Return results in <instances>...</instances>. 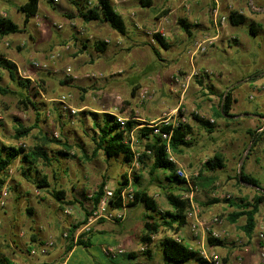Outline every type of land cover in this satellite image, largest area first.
<instances>
[{
    "label": "rangeland",
    "instance_id": "374dc122",
    "mask_svg": "<svg viewBox=\"0 0 264 264\" xmlns=\"http://www.w3.org/2000/svg\"><path fill=\"white\" fill-rule=\"evenodd\" d=\"M72 1L81 2L85 7L84 0ZM112 1L116 11L124 13L122 16L127 23V36L116 33L103 22L86 23L74 13V5L70 0H40L38 20L47 23L42 29L43 34L32 27L36 20L32 18L31 25L27 26L25 32L0 36V56L16 65L19 79L31 82L29 91L26 92L7 71L0 69V86L8 91L6 94L0 93V143L17 149L22 148L27 152L41 147L51 159L50 163L44 160L37 163L40 177L47 179L49 188H37L35 182L38 176L33 170L24 171L20 159L14 161L7 171V181L2 188L7 192L6 204L0 206V247L4 253L8 254L12 242L20 251L28 250V240H32L36 235L41 237L51 235L50 238L55 240L56 235L63 236L71 226L82 223L85 218V206L90 207L89 198L102 183L106 184L105 190L115 191L122 182V176L126 175L132 179L134 191L146 192L158 209L156 212L148 210L141 202L128 208L126 218L122 222L102 218L94 223L89 234L91 238L95 237L90 250L96 258V263L93 264L112 263L108 256L101 253L100 236L108 237L106 240L111 238L116 240L114 247L119 246L124 250V254L131 253L135 256L133 258L122 256L117 264H176L167 261L162 251V242L167 237L174 238L176 234L162 228L160 233L153 237L152 244H148V250L145 252L141 251L145 245L142 238L145 235L146 222H152L151 218H154V221L159 220L158 211L165 213L171 210L166 195L174 193L185 196L190 189L185 185H176V180H173L172 184L169 183L166 178L169 175L168 171L160 170L152 174L154 161L151 157L144 159V165L137 161L130 167L123 163L121 157L108 159L102 152L94 157L96 148L94 118L102 121L103 114L112 115L116 119L121 117L130 120L134 117L138 125L144 124L139 126V129L150 126L153 122L152 116H160L163 111L162 118L155 123L159 124L164 119L176 122L184 116L187 123L194 126L192 145L183 148L179 153L170 151L169 155L176 164V170H184L191 184L197 186L195 203L201 208L199 218L207 221L213 216L221 217L223 219L221 229L229 234L226 241L245 236L243 231L245 218H240L237 223H231L229 216L238 211L237 207L241 205V201H252L258 195L253 188L239 180V170L244 164L247 172L248 165L254 160L253 152L261 149L252 146L249 148L251 140L245 130L241 129L242 126H236L235 131H231V127L220 128L224 117L219 119L214 114L207 116L199 108L194 107L191 110L185 103L179 104L183 98V85L190 80V66L185 59L169 61L168 57H163L174 53V45L171 43L173 40L178 44L177 49H181L182 42L178 34L181 35L184 29L180 22L185 20L189 23L191 10L187 5L192 0H147L151 1V7H143L142 2H139L141 0L130 2L127 0L125 4L128 5L129 2L132 10H126V13L122 8L128 6H122V0ZM25 2L26 0H0L2 7L0 13L6 11L14 23L23 27L25 17L16 7ZM244 4L249 8L248 0H245ZM231 5L233 6L231 3L227 4V10ZM232 8L233 11L240 12V8L234 6ZM143 10L147 11L148 15L141 13ZM171 12L174 23L170 27L169 20H165L164 17ZM44 15L47 18H44ZM155 17L163 19V22H157ZM68 20L75 22L69 25L71 30L76 28L80 32L78 36L89 41V50L79 52L82 43L75 41L69 27L67 29V25H64ZM55 24H62L64 28L58 30ZM159 26L164 28L166 36H158L168 40L167 47L162 46L157 41L159 37L153 34ZM178 27L182 28L181 32L176 30ZM248 29L247 25L236 27L233 36L245 42L263 45L264 36L258 35L254 39L248 33ZM30 35L34 38L31 39ZM91 35L93 39H89ZM54 40H65L64 42L70 44L62 42L57 47L53 44L47 45V42ZM96 41L107 44L104 53H96L94 47ZM65 46H70V50L66 51ZM230 47L227 52L222 51L218 54L220 65L224 68L221 76L224 81H234L235 78L242 81L254 74L264 73V66L258 64L264 63L258 59L264 58L263 50L257 49L254 52L255 56H258L256 58L234 42H231ZM55 52H60L61 57L51 70L45 71L33 65L34 62L42 64L48 62L50 55ZM180 56L182 57V53ZM68 68L70 76L66 75ZM92 74L99 78H87V75ZM260 77L263 81L264 74ZM40 80H43L44 84H41ZM193 80L191 79L192 82ZM244 84L249 87L246 94H252V86L247 82ZM145 92L148 96L140 99L139 95ZM23 95L29 97L30 101L24 100ZM247 95L246 101H241L239 107L255 109L263 96L253 93L255 100L250 101ZM63 96H69L66 104L59 101ZM31 102L38 110L33 108ZM158 105L162 112L158 110ZM172 109L174 112L170 115ZM102 110L107 112H99ZM72 111H76L75 114ZM37 115L39 123L36 121ZM194 115L213 124V132L209 133L197 125ZM20 126L33 129L28 136L19 138L17 131ZM45 137L48 139H44ZM262 138L260 144L263 146L264 137ZM51 139L60 140L62 143L67 141L73 146L69 157L56 159L57 152L62 149L56 144H49L47 140ZM129 144H132L134 153L143 154L145 139L139 130H133ZM215 156L223 157L225 167L215 172L205 171L204 164ZM136 177L140 178L137 181L138 185L135 183ZM256 177L264 186V172ZM52 190L64 191L66 202L71 205L57 202L52 197ZM215 200L218 202L213 203ZM67 209L70 210L69 214H65ZM28 210H32L33 214L29 215ZM115 211L118 209L112 210ZM259 216L261 217L259 222L264 224V205L260 207ZM100 228H104L103 233L100 232ZM211 247L206 241L208 252L213 251ZM193 251L198 256L184 264H205L199 260L200 249L197 245ZM224 262L228 264L225 260Z\"/></svg>",
    "mask_w": 264,
    "mask_h": 264
},
{
    "label": "trees",
    "instance_id": "16d2710c",
    "mask_svg": "<svg viewBox=\"0 0 264 264\" xmlns=\"http://www.w3.org/2000/svg\"><path fill=\"white\" fill-rule=\"evenodd\" d=\"M85 2V12L81 10L80 5L81 2L75 1L72 2L74 6L77 7L80 17L86 23H91L94 21L103 22L108 24L113 31L116 33L127 36L128 28L127 23L124 17L116 11L114 3L112 0H92ZM143 7H151V1L141 0ZM39 5L40 0H26V2L18 7V11L22 13L25 17L23 27L14 23L11 19L1 17L0 16V36L5 37L11 34L23 33L26 31V28L30 22V20L36 17L39 13ZM245 18L243 15L238 12H233L230 15V22L233 26H238L243 24ZM183 29L189 34V25L185 20L180 22ZM158 34L155 35L157 37ZM159 37V39H157ZM157 41L164 47H167L168 40L164 38H160L158 36ZM95 50L99 53H104L107 50V44L102 41H96L94 44ZM0 69L7 71L11 78L17 82V84L26 92L29 91L31 86V82L29 80L19 79L17 76V67L13 62H10L6 58L0 56ZM41 84H44L43 80H40ZM8 91L0 86V93L6 94ZM27 94V93H26ZM24 100L30 101L29 97H25L23 95ZM22 100V101H24ZM23 103V102H22ZM222 109L219 113L216 114L217 117H227L229 116V112L231 110L232 105V97L230 93H227L222 102ZM31 105L34 109L38 110L31 102ZM264 118V115L261 116ZM195 121L207 132L212 133L214 129V125L209 121L201 118L197 115H194ZM37 123H39V115H37ZM138 127V122L134 120L132 117L127 121L124 128L121 127V124L118 120L109 114H103L102 121L94 118V131L96 132V136L94 137V143L96 148L94 150V157L98 155V153L102 152L108 159L121 157L123 159V163L127 166H131L134 162V152L132 147L130 146L131 133ZM33 128H25L24 126H20L18 132V137H26L30 134ZM162 130L166 133H172L171 141L169 144L170 151L174 153L182 152L183 148L191 147L194 136L193 127L186 123L180 125L178 127L165 126ZM141 136L145 139L144 144V152L139 158V163L144 165V159L146 157L153 158V167L152 174L157 171H168L169 175L167 176V180L172 183L173 180H176V185H185L187 187V182L184 179H181L177 175L176 164L170 160V155L167 149V143L162 140L161 137H151L152 129L147 126L141 128L140 130ZM248 134L251 136V146L255 147L256 144L261 140L264 135V130L261 134L256 135L255 132L249 131ZM190 140H187V138ZM48 139V138H44ZM49 144H56L61 147V151L57 152L58 156L55 158H64L66 159L70 155V151H72L73 146H71L67 141L61 142L60 140L51 139L47 140ZM146 151H150L151 154L148 155ZM17 159H20L22 167H24V171L27 169L30 171H34L38 176L36 179L37 188H49L50 185L45 177H40V171L37 169V163L39 160H44L47 163L51 162L48 153L44 148H36L31 152H27L22 148H14L9 146H4L0 143V189L4 188L7 181V171L9 167H11ZM225 167L223 157L215 156L212 159H209L204 164V170L208 172H215L217 170L223 169ZM140 178H135V183L138 185V180ZM127 176H122V182L119 184V187L115 190V200L112 202V207L114 209H119L122 207L120 192L122 191L125 184H127ZM239 180L248 185L254 186L256 188H260L259 182L254 177L248 175L245 172V166L242 164L239 170ZM106 184L102 183L97 191L93 194L90 199L91 201V209L94 210L98 207L101 199L105 194ZM184 187V186H181ZM185 188V187H184ZM188 188V187H187ZM189 191V190H185ZM52 197L61 204L71 203L66 202V193L61 190H52ZM167 200L171 206V210L165 213H161L158 211L159 220L145 223V235L142 238V242L144 244H152L153 237L160 233L162 228L166 229L169 232H173L177 234L181 228H183L187 224L186 211L190 207V201L185 199L183 195H176L174 193H168L166 195ZM144 203L148 210L157 211V206L155 205L154 200L144 191H135L134 201L130 206H135L139 203ZM215 200L213 203H217ZM82 204V203H80ZM264 205V194L258 193V195L252 201H241V205L237 207L238 211L232 213L229 216L231 223H237L240 218H245V225L243 226V231L245 234L250 237L257 225V216L259 214L260 207ZM111 210V209H110ZM29 215H32V210H28ZM91 215V211L88 209L85 210V218L82 223L73 226V228L68 230V246L67 252H71L75 246H82L84 248H89L93 245L92 238L89 236L90 232L81 233L76 242H75V233L76 230L83 227L87 224V219ZM37 236V235H36ZM36 240L35 236L32 238V242ZM208 243L213 246H221L224 244L223 241L216 240L213 238L208 239ZM30 251V248H28ZM162 251L164 257L167 261L176 263V264H184L189 262L190 260L196 258L198 254L193 250L189 249L188 246L178 244L175 242L173 237H167L164 242H162ZM123 256H127L129 258L135 257L133 254H123ZM201 263L206 262L199 258ZM0 264H12L7 257L0 255Z\"/></svg>",
    "mask_w": 264,
    "mask_h": 264
},
{
    "label": "crops",
    "instance_id": "0c3cea01",
    "mask_svg": "<svg viewBox=\"0 0 264 264\" xmlns=\"http://www.w3.org/2000/svg\"><path fill=\"white\" fill-rule=\"evenodd\" d=\"M54 1H57V0H54ZM125 1L127 0H122L121 5L128 6L125 9L122 8V10H125V13H126V10H132L131 4L129 3L132 0H129L128 5L125 4L127 3ZM220 1L222 3L221 11L223 13L228 12L226 7H227V4L229 3L233 4L234 7L240 8V13L245 18V21L241 25L248 26L249 28L248 33L254 39L258 35L264 36V13H257V12H253L252 10H250L247 7V5L244 4L245 0H220ZM70 2L72 3L74 1L70 0ZM255 3L258 6L264 7V0H256ZM23 4L24 3H21V5ZM51 7L55 8L53 5H51ZM212 7H213L212 0H192L190 4L187 5V8L191 10L189 13L191 15V18H190V21H188L189 23H187L189 25V34L185 30L182 33L180 31L182 29L181 27L176 28L177 31L181 32V35H179L180 34L179 33L178 36L181 38L182 47L180 50L177 49L178 44H176L175 40H173L171 43L174 45L173 46L174 53H171V55L169 56H163L165 58L168 57L169 61H176V59L178 58H181V60L185 59V62L190 66L189 72H192L193 67H197L201 69H209L211 71V75H206V76L202 75L201 77L191 78L194 80L193 82L190 80V82L188 83L187 89L185 91L183 90V98L179 104L185 103L187 107L190 108L191 110L194 107L199 108L207 116L208 115L210 116V114L216 115L222 109V105H223L222 102L226 94L230 93L232 97L231 110L229 112V116L224 117L223 124L219 125L220 128L226 129L224 127L226 126L227 128L231 127L232 128L231 131H235L234 130L235 128L242 126L241 129L245 130L247 134L249 131H253L256 133V135H259L264 130V118L261 117L262 115H264V80L263 81L260 80L261 78L260 75H263L264 73L260 75L254 74L253 76H250L242 81L236 78L233 79L234 81H228V80L224 81L221 78V76L223 75L222 73H223L224 68L220 65L218 54L221 53L222 51L227 52V49L228 50L231 49L230 47L231 42H234L238 47H242L243 51L249 52L250 54H253L254 57L257 58L258 56H255L254 52L257 49L264 51V43L263 45H261L259 43L258 44L252 43L251 41L245 42V41L240 40L238 37L233 36L234 28L239 27L241 25L233 26L230 21L225 26H222L219 32H216L212 25V18H211ZM0 8L2 7L0 6ZM16 8L18 11V7ZM80 8L81 10H85V7H83L82 5H80ZM73 11L76 15L80 16V13L76 6L73 7ZM1 12H5L6 13L5 18L10 19L6 11H1ZM39 12H40V5H39ZM141 13H146V15H148L147 11H144V10L141 11ZM123 14L121 13V15ZM44 18H47V17L45 16ZM34 19L36 20H35V23L32 25V27L34 29H37L39 32L41 31V33L43 34L42 29L44 26H47V23L45 21L43 22V21L38 20V15L34 17ZM164 19L169 20L168 22L170 24V27L171 25H173L174 22L172 20V12L166 15ZM155 20L157 22L159 21L163 22V19H158L156 17H155ZM74 23H75L74 21L68 20V23L64 25H67V29H68L69 25H73ZM28 25L29 26L31 25V21L29 22ZM139 27L141 29V26ZM69 31L71 33L72 38L75 41L77 40L80 42V44L82 43L81 46L79 47V52H82L84 49L89 50L90 48L89 41H86L80 38L78 36V33L80 32L77 31L76 28L74 30H71V28L69 27ZM88 31H92V30L88 29ZM30 38L33 39L34 37L30 35ZM66 39H68V35H66ZM196 40L198 41L211 40L212 45L209 47L206 54H201V55L196 56L192 63L191 58L189 57V54H188V50L191 49L193 42H195ZM64 41L65 40L63 41L54 40L53 42L51 41L47 42V45L53 44L55 47H57L62 42L64 44H70L69 42H64ZM48 50L49 48H47V51ZM157 51H159L158 48H157ZM96 53H99V52L96 51ZM180 53H182V57L181 56L179 57ZM81 58L84 59L83 56H81ZM258 59L260 61L261 60L264 61V58L260 59L258 57ZM258 64H260V66H264V63L260 62ZM263 78L264 77H262V79ZM246 82L252 86L253 93H257L263 96L262 100L259 101L255 109L252 107H249V109L239 107L241 105L240 104L241 101L242 102L246 101V95H247L246 91L249 92L248 91L249 87L246 86V84H244ZM252 94L247 95L250 101L255 100V97ZM158 110L161 111V108L159 105H158ZM99 112H107V111L102 110ZM173 112H174V109H172V112H170L169 114L171 115L173 114ZM163 114H164V111L162 112V115L160 116L153 115L152 121L153 122L158 121L160 118H162ZM220 118L222 117H219V119ZM140 120L145 121L143 119H140ZM213 123H215L214 120H213ZM217 124H218V121H217ZM197 125L199 124L197 123ZM139 126H144V124L138 125V127L136 128L137 130H140ZM191 126L194 127L192 124ZM248 137L251 140V136L249 134H248ZM262 139L263 138H261V140ZM260 141L256 144L255 147H259L261 150L257 151L256 153L253 152L252 155H253L254 160L253 162H251V164L248 165L247 172H246L248 175L254 177L259 182L260 188H256L254 186L249 185L251 188L254 189V191H256V193H260L264 191V186L261 185L259 179L256 177V175L259 176L262 172H264V149H263L264 145L262 146L260 144ZM250 147H251V143L249 145V148ZM242 162L239 165H241ZM244 184L248 185L246 183ZM85 208L87 209L86 206ZM259 221H261V217L257 216V224L259 223ZM61 225L60 227L63 226ZM71 228H73V226H71L70 229ZM100 232L103 233L104 228H100ZM181 234L183 235L186 246H188V248L191 250H195L196 241L191 236L189 229L187 227L182 228ZM44 235H46V233H44ZM244 235H245L244 237L239 236V237H242L241 239H243V241L246 242V245L244 247H241L237 243H235V239L233 238V239H229L228 241H225L224 244L221 246H217V247L212 246L211 250L220 254L228 264H264L261 258V255H260V250H259V240L257 238V225H256V229L254 233L250 237H248L245 233ZM46 236L44 237H41V235L35 236L36 240H34L33 242L32 240H28L29 248L30 249L36 248L38 245H41L45 240L49 239L51 235L47 236L48 238ZM94 238H92V241H94ZM100 238L102 239V241L100 240L99 247L101 249L102 254H104L102 251L104 246H114V244L117 243L116 240L112 238L111 240H106L108 239V237H105V236H100ZM67 246H68V241L64 240L63 236L56 235V247L46 257H42V256L33 257V258L29 257V250L20 251V248L14 242L10 244L8 254L2 252V249L0 247V255L7 257L12 264L17 263V262H22L26 264H93V263H96V258L94 257L93 253L90 252L92 246L89 248H84L82 246H75L72 249V251L69 253L67 252ZM216 248H222L223 250L217 251ZM122 256L123 254L118 255L117 257H112V258L109 257L112 260L111 264H115V263L117 264V262Z\"/></svg>",
    "mask_w": 264,
    "mask_h": 264
},
{
    "label": "built area",
    "instance_id": "2783aa9c",
    "mask_svg": "<svg viewBox=\"0 0 264 264\" xmlns=\"http://www.w3.org/2000/svg\"><path fill=\"white\" fill-rule=\"evenodd\" d=\"M213 1V7L211 11V18H212V25L213 28L215 29L216 32L220 31V28L222 26H225L228 24L230 21V15L231 13L235 12L233 11V6L228 7V12L223 13L221 11V1L220 0H212ZM248 6L250 10L253 12L257 13H264V7L258 6L254 0H248ZM239 14H241L239 12ZM1 17H6L5 12L0 13ZM56 28L58 30H62L64 27L62 24H55ZM83 35V32L81 33ZM154 35L158 34L161 37H165L166 33L163 27H158L154 32ZM89 39H93V36H89ZM212 45L211 40H205V41H198L196 40L193 42V45L190 50H188L189 57L191 58V61L193 63V60L196 56L201 55V54H206L209 47ZM66 51L70 50V46H65L64 48ZM61 57L60 52H55L52 53L49 57L48 62L42 64V63H37L34 62L33 65L36 68H41L45 71L51 70L52 67L56 65L57 60ZM66 75L70 76V68L66 70ZM202 75H211V71L209 69H201L197 67H193L191 75L189 79L194 77H201ZM87 78L89 79H94V78H99V76L92 74V75H87ZM190 80L183 85L184 91L187 89L188 83ZM178 81V80H177ZM148 96L147 92L142 93L139 95L140 99H144ZM69 96H63L59 101L63 104H66V101ZM73 114H75L76 111H72ZM118 122L121 124V127L124 128L127 119H123L121 117L117 118ZM213 123V120H211ZM187 120L184 116L180 117L179 119L176 120V122H169L168 119H164L161 123H155L151 122L150 128L152 129V134L151 137H161L163 141L167 143V149L170 154V141L172 137V133H166L162 130L163 127L165 126H171L173 128L178 127L180 125L186 124ZM133 137V132L131 133V138ZM187 140H190L188 137ZM132 147V144H130ZM148 155L151 154L150 151H146ZM134 162H137L140 158V154L134 153ZM171 161H174L172 157H170ZM177 175L181 179H185L187 182V186L190 189V192L185 195V199H188L190 201V207L186 211V218H187V224L184 227H187L190 231L191 236L194 238L196 241V245L199 247L200 252L199 256L201 257L202 260L206 262V264H225L223 257L218 254L217 252H208L206 249V241L208 243L209 238H213L216 240H220L225 242L229 237V234L226 230H222L221 227H223V219L219 216H213L212 218H209L207 221H202L199 218V215L201 213V208L200 206L195 203V192L198 190L197 186H193L188 179V176L186 172L182 169L177 170ZM127 184L124 185L122 191L120 192V199H121V204L122 207L118 209V211L112 212L114 209L112 207V202L115 200V191H111L106 189L105 194L103 198L101 199L98 207L94 210L91 209V206L88 209V211H91V215L87 219V224L84 225L83 227L79 228L76 230L75 233V242L78 238V236L83 233V232H89L91 230L92 225L97 222L99 219H106L108 221H116V222H122L126 218V212L128 208L130 207L131 203L134 201V194L135 191L133 189V181L129 177L127 178ZM6 189H2L0 191V206H4L6 204ZM264 194V191L260 192ZM230 197L228 196V199ZM111 209V210H110ZM66 214L70 213V210H65ZM183 227V228H184ZM182 229V228H181ZM68 233L66 232L63 234V239L67 240L68 239ZM257 238L259 240V250H260V255L264 263V224L263 222H259L257 224ZM175 242L178 244L186 245L183 235L181 234V230L175 235L174 237ZM235 243H237L239 246L244 247L246 245V242L243 241L241 238H235ZM56 247V240L54 238H49L45 240L41 245H38L36 248H32L29 251V257H46L48 256L52 250ZM148 250V244H145L142 248L141 251L145 252ZM103 253L112 258V257H117L118 255L124 254V250L121 247H114V246H104L102 249ZM13 264H26L22 262H17Z\"/></svg>",
    "mask_w": 264,
    "mask_h": 264
}]
</instances>
